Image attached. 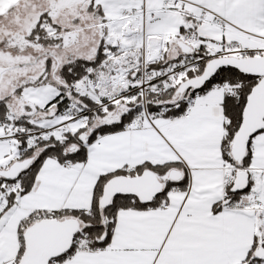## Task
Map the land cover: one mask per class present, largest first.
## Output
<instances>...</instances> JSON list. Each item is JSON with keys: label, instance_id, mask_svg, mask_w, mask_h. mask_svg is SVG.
<instances>
[{"label": "snow or ice", "instance_id": "snow-or-ice-1", "mask_svg": "<svg viewBox=\"0 0 264 264\" xmlns=\"http://www.w3.org/2000/svg\"><path fill=\"white\" fill-rule=\"evenodd\" d=\"M0 264H264V0H0Z\"/></svg>", "mask_w": 264, "mask_h": 264}]
</instances>
